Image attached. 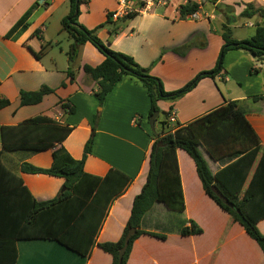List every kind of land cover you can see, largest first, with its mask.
Here are the masks:
<instances>
[{"label": "crops", "instance_id": "obj_1", "mask_svg": "<svg viewBox=\"0 0 264 264\" xmlns=\"http://www.w3.org/2000/svg\"><path fill=\"white\" fill-rule=\"evenodd\" d=\"M54 1L56 0H51L52 3ZM94 1L96 2L89 0L87 5L81 4V8H78L79 21L87 29L95 27L99 22L103 24L104 17L98 22L92 17ZM106 1L101 3L105 17L116 7V0ZM188 1L198 4L200 18L193 20L180 15L179 6ZM36 2L37 0H0V100L7 101L6 105L0 107V127L17 125L28 118L43 115L67 124L71 131L53 148L36 153L6 150L0 137V264L7 263L11 249L10 240L17 236V221L13 219L12 209L17 202L18 178L37 201L50 200L65 189L63 177L22 172L23 162L48 168L53 160L52 151L59 147L65 149L74 159H81L84 145L92 134L91 150L83 162L84 172L103 176L110 168H116L132 177L122 193L111 202L96 236V243L116 241L129 217L133 199L145 182L149 151L154 139L153 135H148L143 122L150 101L145 88L135 79L122 78L106 96L102 106L98 104L94 96L98 85L85 75L82 66H95L104 57L92 50L89 42L82 47L78 65L81 72L73 80L67 73V65L60 69L61 64L55 59L49 67L45 65L42 55L46 52L44 44L48 42L45 39L47 28L41 19L47 15L48 10L40 9ZM40 2L43 5L45 1ZM248 3L256 8H264V0H167L165 5H159L148 13L110 21L115 26L105 30L107 33L101 31L98 35L109 43L111 49L130 55L140 66L148 68L150 74L160 78L166 91H173L181 88L200 71L216 66L223 44L220 32L222 24L226 23L231 27L232 21ZM31 6H34V10L26 21V29L7 36L13 25ZM253 16L257 18V23H263L259 25H264L263 17L258 14ZM252 24L244 23L248 27ZM254 27L247 36L237 35L234 39L251 37ZM187 46H192L195 51L200 49L206 55L201 61L195 57L186 74L178 75L173 70L176 68L175 61H182L185 57H178L176 51ZM33 52L39 53V58ZM230 55L242 62V66L232 65ZM74 56L68 52L66 61ZM92 56L93 61H89ZM224 58L226 72L235 81L239 80V70L245 74L246 67H253L254 63L248 53L235 49L228 50ZM73 63L74 61L70 64ZM177 66L180 68V65ZM256 75L260 85L264 86V74L258 72ZM221 79L224 82L230 81L227 76ZM62 83L64 84L61 85ZM42 85H47L54 91L44 95L37 104L20 105V90H37ZM238 85L241 90L234 94L235 87L221 85L216 80L205 77L175 101L159 100L157 105L161 111H164L166 105L169 109L167 112L174 110L178 127L228 101L236 100L245 111V117L264 149V100L252 99V96L264 95V87L252 94L242 89L241 83ZM226 89L227 95L224 94ZM59 100L72 104L74 112L68 114L60 108ZM159 115L160 113L153 127L158 128L157 133L163 128L160 123L162 119H158ZM95 119L96 123L93 124ZM170 126V123L166 124V127ZM199 149L212 173L227 163L210 158L202 145ZM259 155L260 153L252 165L239 198L254 172ZM176 159L184 210L176 212L162 203H154L142 216L140 225L146 233L134 240L126 264H264L263 253L256 241L205 193L192 158L184 150L177 149ZM253 195V205L259 212L264 209V169L259 172ZM190 220L202 232L181 235V228L189 226ZM256 226L264 235V217L257 221ZM149 233L160 234L164 238ZM14 245V264H111L112 260L111 255L96 244L87 256L47 238L16 237Z\"/></svg>", "mask_w": 264, "mask_h": 264}, {"label": "trees", "instance_id": "obj_2", "mask_svg": "<svg viewBox=\"0 0 264 264\" xmlns=\"http://www.w3.org/2000/svg\"><path fill=\"white\" fill-rule=\"evenodd\" d=\"M209 1L215 2L216 0ZM85 2L86 0H69V13L62 18L61 27L68 32L73 40L70 55H75L78 47L89 41L98 48L104 57L101 63L95 66L89 64L82 66L84 73L98 85L94 96L100 106L118 81L124 77H130L141 83L146 90L150 101L147 113L149 117L155 111L161 112L157 105L159 100L175 101L190 91L201 78L214 77L219 73L222 69L223 56L228 50L241 49L257 62L264 63V25L257 24L251 37L237 40L231 37L229 24L223 23L221 26L223 44L217 66L209 71L198 73L179 89L166 91L160 78L150 74L148 68L140 66L130 55L111 49L98 36L94 35L93 29H87L76 22V17L79 14L78 8ZM33 10L34 6L26 10L6 35L11 36L24 31L27 26L26 21ZM197 10L198 4L193 1L179 6L180 15L185 18ZM75 11L77 13L73 15ZM254 14L264 18V8H256L253 4L248 3L240 13L241 16L247 18ZM129 17L131 16L123 19ZM110 21L113 20L108 13L106 22ZM33 54L39 58V53L33 52ZM252 69L256 70V68ZM67 73L73 80L74 73L71 70H68ZM53 91L54 89L47 85H42L37 90H20L19 103L20 105L37 104L44 95ZM252 99L264 100V95L252 96ZM62 101H58L60 108L67 111L68 114L73 113L74 106L69 102ZM6 104L7 101L0 100V107ZM168 115L169 112H165V119L160 122L163 125L162 130L153 135L145 182L133 199L129 217L116 241L96 243V236L111 202L122 193L131 182L132 177L116 168H110L103 176L84 172L83 162L91 150L92 134L84 145L81 159H74L65 149L59 147L52 151L53 160L48 168L23 162L21 164L22 172L63 177L65 189L50 200L37 201L18 178L17 202L12 209L13 219L17 221V232L15 233L17 236H13L10 240L9 258L6 259L7 263L2 264H14L16 259L14 239L16 237L20 239H53L83 256H87L96 244L111 255V264H126L134 240L146 233L140 225L142 216L154 203H162L169 210L176 212L184 210L182 185L176 159L177 149L184 150L192 158L205 193L222 210L227 212L233 221L242 225L246 233L259 245L264 259V235L256 226L257 221L264 217V209L257 212L256 206L253 205V188L257 183L259 172L264 169V149L261 148L256 132L246 119L245 111L238 101L231 100L183 126L177 127L176 123V128L173 131L170 127H166ZM95 123L96 119L93 124ZM92 129H94V125H92ZM70 131L71 127L67 124L59 123L47 116L36 115L17 125L1 126L0 137L2 146L6 150H25L36 153L53 148L55 144L64 140ZM200 145L204 147L210 158L227 163L212 173L199 149ZM259 153L254 172L242 197L239 198ZM212 185H215L233 205L225 204L212 191ZM130 228H134V233L130 236L119 263V249ZM201 232L202 229L192 220H190L189 226L180 230L181 235ZM149 234L164 238L160 234Z\"/></svg>", "mask_w": 264, "mask_h": 264}, {"label": "rangeland", "instance_id": "obj_3", "mask_svg": "<svg viewBox=\"0 0 264 264\" xmlns=\"http://www.w3.org/2000/svg\"><path fill=\"white\" fill-rule=\"evenodd\" d=\"M44 1L45 2L43 5H42V2H40V0H37V2H36V5H38L40 9L43 8V10H48L47 15L41 19V22L47 28V32L45 33V39H46V41H48L47 44H44V49H46L45 50L46 52H43L44 54L42 53L43 54L42 55L43 61H44L45 65L49 67V65H52V62L55 59L58 63L61 64L60 69H63L64 66L67 65L68 69L74 73V77L78 76L79 72H81L79 69V66H78L80 64V61H81V50H82L83 45L86 42L84 44L80 45L81 47L80 46L78 47L75 56L71 60L66 61L67 54H68V52H70L71 46L73 44V40L70 37V35L68 34V32L66 30L62 29L61 20L64 17V15H66L68 13V11L70 9L69 0H56L53 3L51 2V0H44ZM88 2H89V0H86V2L83 4L87 5ZM102 2H107V1L106 0H96V2L94 3L95 8H93V11H92V17L94 16L95 21H97V22L101 21L104 17V20H102L104 25L99 24V23H101V22H99V23H97V25L95 27H93L91 29L94 30V32H93L94 35L98 36V38L105 45L109 46V43L106 40L104 41L103 38L98 35V33L101 31L105 32V30H107L111 27H114L115 24H113L112 22H106V17L104 16V12H103V10H101V3ZM80 8L81 7H79V9ZM76 22L78 24L82 25L81 22L79 21V14L76 17ZM245 22H252L254 24V26H256V24H263V23H257V18L255 16L247 18V17L239 15L236 17L235 20L232 21L231 27H229L232 38H234V36H237V35L247 36L248 33H250V31L252 30V28L254 26H252L253 25L252 24V25H250V27H248L247 25H244ZM105 33H107V31ZM248 37H250V36H248ZM89 44L91 45L92 50H95L98 54H102L98 50V48H96L91 42H89ZM194 48H199V47H194ZM235 50H238V49H235ZM239 50L241 52L245 53V51H243L241 49H239ZM164 52H166V51H164ZM176 53H174V54H176L178 57H183V58L185 57V59L182 61H177V60L175 61V67L176 68H174L173 70L177 71L176 73H178V75H180L181 73H183L184 75L186 74L187 68L193 64V59L195 57H198V60L201 61V59H203L202 57L206 55V53H203L202 51H200V49H196V51H195L192 46H190V47L187 46V47H185L179 51H176ZM219 56H220V54H219ZM219 56H218L217 61H216V66H217ZM229 58H230V62L232 63V65L242 66V62H240L237 58L233 57V55H230ZM93 59H94V57L92 56V57H90L89 61H93ZM72 61H74V63L70 64ZM158 62H159V64H161L160 61H158ZM176 64L180 65V68ZM89 65H91V64H89ZM163 65L165 67V63ZM252 65H253V67H250V68L248 66L246 67L245 74L242 70H239V72H238L239 73V80H238L239 82H238V81H235L228 72H226L227 67H226V63H225V58L223 56L222 69L219 71V73H217L214 77H210V76H206V77H209L211 79L216 80V82L218 84H221V85L226 84L227 86L235 87V89L233 90L234 94L237 93L236 91L241 90V88H240L241 86H239L238 83L242 84V87H243L242 89L253 94L257 91V89H262L264 87L263 85H260V83L257 80L258 77L256 75V74H258V72H262V74H264V66L262 64H260L259 62H257L256 60H254V63ZM216 66H214L212 69H214ZM252 68H254V69L256 68V70L254 71ZM209 70H211V69H209ZM209 70H203V71H209ZM200 72H202V71H200ZM225 76L228 77V80H230L229 82H224L221 79ZM203 78H205V77H203ZM228 89H226L224 91L225 95H227ZM163 110L164 111H161L160 115L158 117V119H160V120L165 119V112H167V110H169L168 106L166 105ZM149 117L147 115H145L143 118V122H144V128L147 130L148 135L152 136L158 132L157 131L158 128L154 129L151 127L150 122H149ZM157 125H158V123H157Z\"/></svg>", "mask_w": 264, "mask_h": 264}, {"label": "built area", "instance_id": "obj_4", "mask_svg": "<svg viewBox=\"0 0 264 264\" xmlns=\"http://www.w3.org/2000/svg\"><path fill=\"white\" fill-rule=\"evenodd\" d=\"M166 3L167 0H116V7L110 12V18L113 21H117L128 16L148 13L153 8ZM186 18L195 20L200 18V15L196 11L190 13ZM167 122L171 124L170 128L173 131L176 128L174 110H170Z\"/></svg>", "mask_w": 264, "mask_h": 264}, {"label": "water", "instance_id": "obj_5", "mask_svg": "<svg viewBox=\"0 0 264 264\" xmlns=\"http://www.w3.org/2000/svg\"><path fill=\"white\" fill-rule=\"evenodd\" d=\"M77 11H75V13L73 15H76ZM158 116V112L155 111L152 115H150L149 117V122H150V125L151 127L153 128L154 127V123H155V119L157 118ZM211 189L212 191L225 203V204H228L230 206H232L233 204L229 202V200L227 199V197H225L221 191L215 186V185H212L211 186ZM134 233V228H130L125 239H124V243L123 245L120 247L119 249V253H118V260H119V263L121 262V259H122V256H123V253L128 245V241H129V238L130 236Z\"/></svg>", "mask_w": 264, "mask_h": 264}]
</instances>
